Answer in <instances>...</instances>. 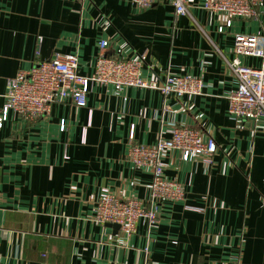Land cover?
Listing matches in <instances>:
<instances>
[{"label":"crops","instance_id":"obj_1","mask_svg":"<svg viewBox=\"0 0 264 264\" xmlns=\"http://www.w3.org/2000/svg\"><path fill=\"white\" fill-rule=\"evenodd\" d=\"M205 2L188 0L189 12L177 16L169 5L143 10L130 0H0V116L19 72L60 52L77 55L90 76L102 41L109 56H143L147 79L205 84L181 98L92 84L86 107L56 102L36 122L10 111L0 128V264H264V120L228 114L235 37L264 36V3L256 19L221 30L225 15ZM176 126L217 143L211 165L168 154L164 174L185 200L160 202L157 225L142 219L130 236L97 223L104 188L149 204L152 172L136 168L128 150L155 146Z\"/></svg>","mask_w":264,"mask_h":264},{"label":"built area","instance_id":"obj_2","mask_svg":"<svg viewBox=\"0 0 264 264\" xmlns=\"http://www.w3.org/2000/svg\"><path fill=\"white\" fill-rule=\"evenodd\" d=\"M140 9L155 5L171 6L177 16L189 12L188 0H130ZM264 0H206L203 8L222 13L225 20L221 30L229 29L235 19H256ZM260 40V42H259ZM108 42L99 43V55L95 70L90 76L79 72V58L73 54L55 52L50 60L38 63L28 71L19 72L8 82L7 104L0 116V128L12 111L26 121L36 122L48 114L52 104L65 100L77 107L87 106L88 88L92 84L110 85L117 91L123 88L150 89L159 91L164 97L174 95L198 96L205 89L201 79L189 76L167 75L164 79H147L143 76L145 58L121 59L107 54ZM39 48L37 54L40 55ZM234 59L230 63L237 79V88L228 95V114L235 120H264V36L237 35L233 48ZM249 55L261 61L254 68L242 64L241 58ZM132 127L130 140L134 141ZM179 151L183 161L204 157L212 164L217 152L213 139L203 140L198 130L178 127L172 129L170 138L161 137L155 146L133 144L127 159L138 169H150L149 204L137 199L121 200L108 189L99 193L94 219L101 225H117L127 236L137 231L140 220L146 219L149 226L158 223L157 207L162 201H184L186 194L175 180L165 176V160L171 151Z\"/></svg>","mask_w":264,"mask_h":264},{"label":"water","instance_id":"obj_3","mask_svg":"<svg viewBox=\"0 0 264 264\" xmlns=\"http://www.w3.org/2000/svg\"><path fill=\"white\" fill-rule=\"evenodd\" d=\"M112 226H114L116 229H119V226H117V225H112Z\"/></svg>","mask_w":264,"mask_h":264},{"label":"rangeland","instance_id":"obj_4","mask_svg":"<svg viewBox=\"0 0 264 264\" xmlns=\"http://www.w3.org/2000/svg\"><path fill=\"white\" fill-rule=\"evenodd\" d=\"M170 153V152H169ZM168 157V156H167ZM166 163V162H165ZM167 165V164H166Z\"/></svg>","mask_w":264,"mask_h":264}]
</instances>
